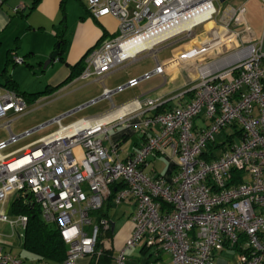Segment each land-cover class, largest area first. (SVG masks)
I'll return each instance as SVG.
<instances>
[{
	"label": "built area",
	"instance_id": "1",
	"mask_svg": "<svg viewBox=\"0 0 264 264\" xmlns=\"http://www.w3.org/2000/svg\"><path fill=\"white\" fill-rule=\"evenodd\" d=\"M83 1L93 19L113 17L118 27L115 35L85 54L75 81L97 80L101 97L110 100L154 74L164 76L165 69L156 62L150 72L113 90L104 85L105 75L143 53L156 54L187 37H205L181 63L191 80V99L152 113L161 100L135 98L119 107L112 104L113 110L123 111L119 117L108 115L97 122L80 119L62 126L57 117L55 131L8 154L2 151L31 131L16 135L12 120L3 123L8 137L0 141V222L8 223L12 232L16 227L24 230L27 216L9 218L6 208L30 195L43 221L55 226L67 246L62 262L38 264H77L81 258L97 264L103 252L98 249L100 237L110 230V222L93 214L103 208L111 187L120 184L113 201H132L135 210L133 229L113 264H124L126 251L140 243L148 264H264V52L247 25L244 4ZM4 2L0 0V7ZM209 23L217 34L207 29L196 33ZM227 41L231 47L224 49ZM149 42L152 49H144ZM210 55L217 58L207 61ZM227 55L233 57L229 62ZM12 62L22 64L24 59L12 53ZM27 110L23 95L0 84V119H17ZM199 117L203 126L194 124ZM116 126L143 138L124 160L115 145L103 144L108 128ZM225 129L232 130L227 140L216 143L214 136ZM235 136L239 142L233 141ZM209 144L222 148L215 158H206ZM167 150L176 159L175 172L147 174L148 158ZM0 264L28 263L0 245Z\"/></svg>",
	"mask_w": 264,
	"mask_h": 264
},
{
	"label": "crops",
	"instance_id": "2",
	"mask_svg": "<svg viewBox=\"0 0 264 264\" xmlns=\"http://www.w3.org/2000/svg\"><path fill=\"white\" fill-rule=\"evenodd\" d=\"M33 1L34 0H5L0 7V64H2L0 76L3 81L2 84H4L3 72L5 71L10 80L17 85L20 92L29 94L42 92L46 89L52 90L50 94L38 97L36 101L44 97L49 98L52 95H58V93H60L59 90L72 88L73 86L87 87L88 89L84 97L79 101L67 105L59 104L56 107H50L45 113L31 115L30 123L27 125L28 127L34 128L38 125L47 123L46 121L51 117H56L71 111L70 108L74 109L73 107L76 105H85L87 101L95 100L96 97L101 96V84L96 87H89L94 82H98L97 80L84 82L75 81V79L70 81L68 79L71 75V67L81 63V61L82 65H84L83 58L91 48L116 34L118 21L109 16L102 17L98 20L93 19L88 13L85 1L78 0L83 6V12L80 14V18L77 22H74L73 19V23L70 24L66 16L67 0H38L35 4ZM247 1L248 0H233L232 4H244V6H246L245 4ZM245 19L261 51L264 52V20L258 22L246 17ZM49 28L50 31H48ZM215 31V34H217L216 28L214 31L209 30V32L213 33ZM61 33L63 34L65 43L58 54V58L44 67L43 63L47 60L48 55L52 51L58 49V36ZM221 34L222 33H220V35ZM193 50L194 47L190 49L191 52H193ZM190 51L188 53L180 52L181 60L188 58L187 55L190 56ZM158 52H156V54L143 53L144 55L141 54L138 59L145 56H152L154 58V63L149 70L151 71L156 62L160 63L157 58ZM12 53L24 59L25 66L29 69L28 74L32 73V78H35V86H27V82L23 79H19L18 74L12 68V70L8 69L12 62ZM130 64L120 69L124 70ZM164 69V76L154 74L148 79L139 81L134 87L124 88V91L126 89L131 90L130 95L125 99L119 97L117 98V102L113 101V94L110 100L102 98L107 100V102L101 105L97 112L93 115L82 116L79 119H89L97 122L112 114V118H117L121 114L120 109L113 110L111 108L112 104L119 107L135 98L144 99L147 97L161 100L163 102L161 107L152 110V113L168 110L180 102L184 103L190 100L191 93L189 89L192 84L181 64L176 61L174 64L171 63V65L165 66ZM145 72H148V70L125 72L119 78L111 80L113 75L112 72L105 75L103 82L106 88L113 90L118 86H125L131 79L140 78ZM34 103L36 102L28 104V110L25 115L33 112ZM194 124L195 126H203L201 117L196 118ZM6 137H8V135ZM3 140L6 139L0 138V141ZM142 142L143 138L140 134L133 129H124L121 126L108 128L107 138L105 137L103 139V144L106 147L112 145L117 147V154L121 160L128 158L136 152ZM168 155L169 151L165 154L151 155L145 167L146 173L149 175L171 176L176 170L174 166L176 159L174 158L173 160L169 158ZM103 210L106 216H98L95 214L93 218H107L110 222V230L102 233L98 249L110 251L114 257L115 253H117L115 251H119V249L122 248L133 229L131 216L135 210V205L132 201H124L116 204L113 200H107L103 206ZM117 225L120 226L118 230H116ZM138 247L142 249V243H140ZM23 259L28 264L39 263L34 256L30 258L25 257ZM88 263V258H81L77 261V264Z\"/></svg>",
	"mask_w": 264,
	"mask_h": 264
},
{
	"label": "rangeland",
	"instance_id": "3",
	"mask_svg": "<svg viewBox=\"0 0 264 264\" xmlns=\"http://www.w3.org/2000/svg\"><path fill=\"white\" fill-rule=\"evenodd\" d=\"M245 5H246L245 6L246 11H247L246 15H245L246 18H250L251 20L258 21V22H261L262 20H264V4H262L260 2V0H248ZM82 12H83V6L81 5V3L78 0H67L66 1V16H67V21L70 24L73 23V19H74V22H77L78 19L80 18V14ZM206 29L208 31L209 30H211V31L215 30L214 26H212V24L209 23V24L205 25V28L196 29V33L199 32L200 34L201 33L204 34ZM48 31H50V28L48 29ZM215 33H216V31L214 32V34ZM204 39H205V37L196 38V37L192 36L191 38L187 37V38L182 39L180 41L167 44L157 53V58L159 59V61L163 67H165L167 65H171V63L174 64L176 61L181 64L182 60H181L179 53L180 52L181 53H185V52L188 53L191 48H193V47L196 48V46L199 45V42L203 41ZM230 47H231L230 41L224 42V49H228ZM196 49H198V48H196ZM226 53H228V52H226ZM142 55H144V54H142ZM187 56L189 57V55H187ZM215 58H217V56L210 55V56L206 57V60L209 61V60H212ZM226 58H227L226 62H229L232 60L233 57L227 55ZM0 62H1V60H0ZM45 62H46V60L44 61V63ZM44 63H43V65H44ZM153 63H154V58L152 56H145L141 59L134 61L133 63L128 65L127 68L124 70L120 69V70L114 71L113 75L111 77V80H115V79L119 78L125 72H140L143 70H148V72H150L149 70L152 68ZM12 64L13 63L11 62L10 66L8 68L9 70L13 69L18 74L19 79H23L27 82V86H35V84H36L35 78H32V76H33V75H31L32 73L28 74L29 69L27 68V66H25V61L22 64H13V65ZM1 70H2V64H0V73H1ZM94 80L95 79H92L90 81H94ZM2 82L3 81H2V78L0 76V84H2ZM99 84L100 83H98V82H94L89 87L90 88L96 87ZM86 90H88L87 87L83 88L80 86H73L72 88H67V89H63V90L61 89V90H59L60 93H58V95H55V96L52 95L49 98L44 97L43 99L38 100L39 102L35 101L36 103H34L33 112H31L27 115H23L17 119H14L11 116L1 118L0 119V138L7 139L6 136L8 135V131L5 128L1 127V125L3 123L12 120V128L11 129H12L13 133L16 135H21L25 131L33 129V127H28V125H27L30 123V120H31L30 116L31 115H36L38 113H45L48 111V109L50 107H56L59 104L67 105V104H72L76 101H79V100H81V98L84 97ZM123 91H121L122 93L117 92L116 94H113V101L117 102V98L121 97V99H125V98H127V96L130 95L131 90L126 89L124 92ZM99 97L100 96L96 97V99ZM88 102H90V101H87V103ZM105 102H107V100L100 99L97 102L89 104V105L85 106L84 108H82V109H80V110H78V111H76V112H74L68 116L62 117L60 119V123L62 126H67L69 124H72V123L80 120L79 118H81L82 116L93 115L95 112H97L100 109L101 105H103ZM37 103H39V104H37ZM77 107H79V105L78 106L76 105L73 108L75 109ZM70 109L73 110L72 108H70ZM62 115L63 114H60L56 117H51L46 122L52 121L55 118L60 117ZM57 128H58V125L55 122H52L51 124L41 128L39 130L32 132L30 135L21 137L17 142L10 144L6 149H4L2 151V154H8L14 150H17L23 146H26L32 142H35V141L39 140L40 138L44 137L45 135L49 134L50 132H52L53 130H55ZM231 131H232L231 129H225L220 134H216L214 136L215 142L219 144V143H223L224 141H226L227 140L226 136L229 135V133ZM233 141L239 142V137L235 136ZM221 150H222V148H220V147L215 149L217 154H219ZM167 152H168V150L166 151V153ZM8 208H9V206H7V208H6V213L9 216V218H13L14 215H11ZM119 227L120 226L117 225L116 230H118ZM23 234H24V230L22 228L16 227L14 229V232H12V229L8 223L0 222V245L2 247H4L5 249H7L8 251H10L11 253L19 255L22 258L33 257L31 254L24 251L21 247L22 240H23ZM115 252L118 253V251H115ZM117 253H115V256L117 255ZM148 261H149L148 253L143 251L142 249H140V247H138V246L132 247L131 249L127 250L125 253L124 264H148Z\"/></svg>",
	"mask_w": 264,
	"mask_h": 264
},
{
	"label": "trees",
	"instance_id": "4",
	"mask_svg": "<svg viewBox=\"0 0 264 264\" xmlns=\"http://www.w3.org/2000/svg\"><path fill=\"white\" fill-rule=\"evenodd\" d=\"M38 0H34L35 4ZM65 43V39L63 38V34L61 33L58 36V46L57 50L60 53L61 48ZM83 65L81 63L71 67V75L68 80H73L75 77L79 75L82 71ZM4 78V86L15 90L26 98L28 104L33 103L37 100L38 97L50 94L52 90L46 89L42 92L38 93H23L18 90L17 85L12 82L9 76L3 72ZM239 133V132H238ZM218 148V145L209 144L208 153H206V158L211 159L215 158L217 152L215 149ZM120 184L113 185L111 187V195L108 201L113 200L116 192L121 188ZM26 202L22 199H14L9 205V212L11 215H25L27 216V223L24 229L23 240H22V249L32 256L36 258L37 261H46L49 263H59L62 262L67 254V246L62 241L61 237L58 234L55 226L51 224H47L43 221L41 217V211L39 205L35 202L32 196L28 195L26 198ZM109 206V205H108ZM98 216H106L103 208L95 212L93 215ZM99 247V245H98ZM23 259V258H22ZM24 260V259H23ZM97 264H113V256L110 251H103L101 255L98 257Z\"/></svg>",
	"mask_w": 264,
	"mask_h": 264
},
{
	"label": "water",
	"instance_id": "5",
	"mask_svg": "<svg viewBox=\"0 0 264 264\" xmlns=\"http://www.w3.org/2000/svg\"><path fill=\"white\" fill-rule=\"evenodd\" d=\"M58 54H59V52H58L57 49L54 50V51H52V52L48 55V58H47L46 62L44 63V67L47 66L48 64H50V63H51L52 61H54L55 59H57V58H58ZM102 98H103V97L100 96L99 98H97V99H95V100H92V101L86 103L85 105H81V106H79V107H77V108H75V109H73V110H71V111H69V112L63 114V115L60 116L59 118H62V117L68 116V115H70V114H72V113H74V112H76V111H78V110L84 108L85 106H87V105H89V104H92V103H94V102H96V101H98V100H100V99H102ZM52 122H53V120H52V121H49V122H47V123H44V124H42V125H39V126L33 128V129H31L30 131H31V133H32V132H34V131H36V130H39V129H41V128H43V127H45V126L51 124Z\"/></svg>",
	"mask_w": 264,
	"mask_h": 264
},
{
	"label": "bare ground",
	"instance_id": "6",
	"mask_svg": "<svg viewBox=\"0 0 264 264\" xmlns=\"http://www.w3.org/2000/svg\"><path fill=\"white\" fill-rule=\"evenodd\" d=\"M144 49H152V43L151 42H149L148 44H145V46H144ZM120 113L122 114L123 113V111H120ZM113 115V114H112ZM119 115V114H118Z\"/></svg>",
	"mask_w": 264,
	"mask_h": 264
}]
</instances>
